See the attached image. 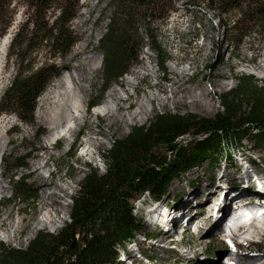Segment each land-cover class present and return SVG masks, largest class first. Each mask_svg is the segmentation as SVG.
Returning <instances> with one entry per match:
<instances>
[{
    "label": "rangeland",
    "instance_id": "374dc122",
    "mask_svg": "<svg viewBox=\"0 0 264 264\" xmlns=\"http://www.w3.org/2000/svg\"><path fill=\"white\" fill-rule=\"evenodd\" d=\"M108 1L79 0L78 12L70 22L77 38L66 55L56 54L49 60V47L42 46L28 56L32 67L44 61H54L60 68L59 75L69 73L71 82L82 89L84 110L78 115L71 107V131L47 143L44 134L48 133L49 128L39 117L49 107L46 101L37 100L32 122L21 121L13 113L0 115L3 135L8 140L4 156L31 149L28 167L19 168L17 176L27 175V181L33 185L37 196V201H30L28 205L8 204L10 183L6 179V170L1 168L0 241L6 245L23 248L39 229L54 232L67 222L70 196L79 189L84 175L90 167L99 174L104 173L105 159L102 154L110 148L112 139L126 136L132 126L145 124L155 113L163 111L178 114L192 112L213 117L222 110L220 96L235 86V78L241 73L253 74L257 84L264 88V35L260 38L256 35L247 37L238 48L231 49L223 37L218 16H213L212 11L201 5V20L195 21L192 12L175 8L167 12L163 23L153 26L157 40L169 57L164 64L166 74L159 68V58L148 47L149 41L144 37L138 63L132 64L128 72L119 78V83H111L99 96L103 71L99 39L108 24V19L103 15L104 4ZM12 4H15L14 16L6 33L8 35L12 30L10 37L24 21L27 11L23 0H13ZM56 14L57 11L51 8L47 13L48 20L51 22ZM140 34L145 35L143 28H140ZM84 41H87L86 46L93 60L100 62V68L88 76L89 79L76 68V57H73ZM8 52L9 45L0 51V96L15 74L19 61L15 56L9 57ZM112 92L127 96L119 102L123 107L120 111H117L115 94L112 95ZM194 93H201L205 104L195 98ZM97 98L99 102L95 106L109 101L114 115L119 117L125 114L122 120L94 115L92 109L95 106H87L90 100ZM142 99L149 102L148 117H135L126 122L128 113L137 109ZM39 128L44 131L36 137ZM189 139L185 135L179 137L178 141L182 143ZM242 146L237 148L238 151L235 148V152L230 147L233 157L231 166L237 163L236 169L225 164L224 154H210L199 167L188 169L183 176L174 179L159 200L148 195L136 200L134 212L142 217V227L134 233L133 238L117 247V264H221L222 256L210 257L208 252L221 241L218 231L222 224L252 213L256 208H264V147L252 148V143L247 140L243 141ZM71 149L75 152L68 159ZM45 181L51 182L46 185L47 192L62 189L59 191L58 205L50 206L51 201L44 199L39 187ZM48 211H52V214L46 222L44 219ZM55 212L58 214L54 215ZM158 221L160 223L157 224ZM144 232H152L153 236L146 240ZM84 237L77 231L79 248L85 243ZM263 241L250 242L251 245L246 243L244 249L242 245L237 246L241 249H237V257L242 258L237 262L264 264Z\"/></svg>",
    "mask_w": 264,
    "mask_h": 264
},
{
    "label": "trees",
    "instance_id": "16d2710c",
    "mask_svg": "<svg viewBox=\"0 0 264 264\" xmlns=\"http://www.w3.org/2000/svg\"><path fill=\"white\" fill-rule=\"evenodd\" d=\"M23 2L26 16L11 37L8 52L9 57L19 61L0 96V115L13 113L21 121L32 122L38 98L59 75L60 68L54 61L32 67L28 56L42 46L49 47V60L69 52L77 38L70 22L78 12L79 0ZM12 3L0 0V38L11 25ZM201 5L218 16L231 49L238 48L247 37L264 35V0H109L103 8L108 24L99 39L103 65L99 96L138 63L144 37L166 74L164 64L169 57L153 26L163 23L167 12L175 8L192 12L195 21L201 20ZM51 8L57 14L50 22L47 13ZM235 79V86L220 96L222 110L213 117L157 112L147 123L132 126L126 136L112 139L110 148L102 154L104 173L90 167L79 189L70 196L69 220L54 232L39 229L23 248L0 241V264H117V247L142 227V217L134 212L136 200L144 195L159 200L174 179L199 167L210 154H224L225 164L236 169L237 163L231 166V149L238 151L244 140L251 142L252 148L264 147V88L253 74L241 73ZM98 102V98L90 100L88 106ZM43 131L39 128L36 137ZM185 135L190 139L179 142L178 138ZM74 152H68V159ZM30 156L31 149L27 148L2 158L1 168L6 170L11 190L8 204L37 201L27 175L17 176L19 168L28 167ZM77 231L86 236L81 248L76 241ZM144 233L146 240L153 236L152 232ZM223 245L220 241L209 256H220Z\"/></svg>",
    "mask_w": 264,
    "mask_h": 264
},
{
    "label": "bare ground",
    "instance_id": "6f19581e",
    "mask_svg": "<svg viewBox=\"0 0 264 264\" xmlns=\"http://www.w3.org/2000/svg\"><path fill=\"white\" fill-rule=\"evenodd\" d=\"M11 31H10V33H8V35L6 34L0 38V51L1 52L3 50H5L7 47V42L10 40ZM86 42L87 41H84L83 43H81V45L78 46L77 50L74 52L73 57L74 56L76 57V62H77V64H75L76 68H79L83 72L84 76L87 77V79H89L88 76L93 75L94 72L98 68H100V62L93 60L94 57H93V55H91V52L89 51V49H87V46H86L87 43ZM141 71L143 72V70H141ZM146 71L147 70H145V72ZM68 76H70L69 73H61L59 76H57L53 80V82L50 84V86L38 98L39 102L40 101H46V104L49 105V107H47L46 110H44L43 114L39 115L41 121L44 124H46L49 128L48 133L44 134V138L47 141V143H51L52 140L64 135L65 133H67L70 130V128L73 125V123L71 122V117H72L71 115H73V111L71 110V107L74 110V112L76 110L79 113H81V110L82 109L84 110V107L82 104L83 102L81 99V90L82 89L75 86L74 83L71 82V80H70L71 77L69 78ZM79 79L83 80V78H79ZM127 82H131V81L128 80ZM75 88H76V90L73 91V89H75ZM75 91L77 93H75ZM115 93H113L112 95H114ZM193 96L202 102L201 93L200 94L194 93ZM126 97L127 96L122 97V94H119V95L115 94V99H116L115 104H117V111H120L123 109V107L121 105H119V102L123 98H126ZM150 98H151V96H150ZM148 103L149 102L142 99V102L138 105L137 109H135L130 114L128 113V117L126 119V122H128V120H132L135 117H139L141 119L148 117L149 112H150ZM202 104H205V103L202 102ZM92 111H93L94 115L100 114V115L105 116L107 119L114 117V120H116V121H118L120 119L122 120V117L125 116V114H123V115L120 114L119 117L114 115V108L112 105H110L109 101H106L105 103H102V104H98L97 106H95L92 109ZM92 111L90 113H92ZM68 121H69V123H68ZM2 127L3 126L0 125V176L2 175V169H1L2 158H3V156L7 150V147H8V140L3 135L4 129ZM91 137L92 136H89V138H91ZM87 142H89V140ZM36 168L38 169V167H36ZM50 184H51V182L45 181L42 183V186H40L39 188L44 194V199L46 201L47 200L51 201L49 203L50 206L53 204L58 205V199H59V195H60L59 191H61L62 189L57 188V191L47 192L45 189L46 185H50ZM2 193H3V186L0 185V199L3 196ZM258 209H261V208H258ZM247 210H250V209H247ZM261 212L264 215V208L261 209ZM56 213L58 214V212H55L54 215ZM51 214H52V211H48V214H46V217L44 220L46 221L48 219V217L50 219ZM46 222H48V221H46ZM174 222L176 223V221H174ZM257 223L259 226H264V222L261 220H259ZM250 231H252V230H250ZM248 235H249V232L247 233L244 231V232H242L241 236H242V238L245 239V241H250L248 239L249 238ZM232 240H234V237L231 238V241ZM246 243H247V245L250 244V242H246ZM246 243L245 244L242 243L243 249H244V245H246ZM231 247H232V250H234L233 252H235L234 254H235L236 259H238V260L242 259L240 257H237L238 254H236L237 249H239V250H241V249L238 248L236 245H233ZM245 248L247 249V247H245ZM227 253L231 254V250L228 249ZM223 262H221V264H226L225 262L224 263Z\"/></svg>",
    "mask_w": 264,
    "mask_h": 264
}]
</instances>
